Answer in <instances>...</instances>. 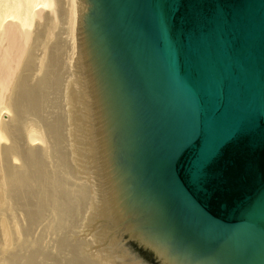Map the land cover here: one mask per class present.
<instances>
[{"label":"water","instance_id":"obj_1","mask_svg":"<svg viewBox=\"0 0 264 264\" xmlns=\"http://www.w3.org/2000/svg\"><path fill=\"white\" fill-rule=\"evenodd\" d=\"M75 2L5 105L0 264H264V0Z\"/></svg>","mask_w":264,"mask_h":264},{"label":"bare ground","instance_id":"obj_2","mask_svg":"<svg viewBox=\"0 0 264 264\" xmlns=\"http://www.w3.org/2000/svg\"><path fill=\"white\" fill-rule=\"evenodd\" d=\"M72 7V43L73 53L71 62L76 54V2L70 0ZM49 12L53 17L54 25L51 21L46 27V35L49 42L54 40V32L58 25L55 0H0V146L9 145L8 137L1 131V121L3 114L11 116V111L5 106L9 102V96L18 76L27 50L32 41V33L35 21L43 24V16ZM27 142L30 146L39 144L45 147L42 137L35 132H28ZM4 180L1 155H0V183ZM6 205L4 189L0 186V208ZM0 236L3 248L13 246L12 233L6 217H0Z\"/></svg>","mask_w":264,"mask_h":264}]
</instances>
